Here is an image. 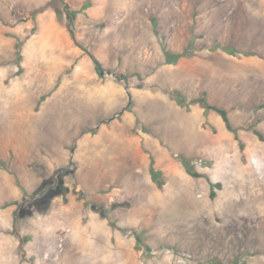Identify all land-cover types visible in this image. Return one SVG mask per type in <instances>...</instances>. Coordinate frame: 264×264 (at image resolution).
<instances>
[{
	"label": "rangeland",
	"instance_id": "obj_1",
	"mask_svg": "<svg viewBox=\"0 0 264 264\" xmlns=\"http://www.w3.org/2000/svg\"><path fill=\"white\" fill-rule=\"evenodd\" d=\"M68 3L0 0V264H264V0Z\"/></svg>",
	"mask_w": 264,
	"mask_h": 264
},
{
	"label": "trees",
	"instance_id": "obj_2",
	"mask_svg": "<svg viewBox=\"0 0 264 264\" xmlns=\"http://www.w3.org/2000/svg\"><path fill=\"white\" fill-rule=\"evenodd\" d=\"M61 3L62 4V7H63V13L66 15V28H67V31L70 35V38L72 39V41L77 45L79 46L78 42H77V38H76V27H75V23H76V19H77V15H78V12L76 10H74L71 5L68 3V0H50V4L51 3ZM62 14V12H58V14ZM90 58L92 59L93 63H94V66H95V70L97 71L98 74L102 75L103 72H104V68H103V65L101 64V62L95 57L93 56L92 54H89ZM178 59L175 58V61ZM175 61H172L170 63H174ZM177 100H178V103L179 104H182V101L180 99V96L177 95ZM199 103L201 105V107L204 109L205 113H208L209 111H214L216 113H218L227 129L229 131H232L235 133V130L232 128L231 126V123H230V118H229V115H228V112L226 109L224 108H220V107H216V106H211L210 104H208V102L206 101L205 98H202L199 100ZM256 134L260 137L261 135L259 134V132H256ZM185 166H186V169H187V172L193 176V177H200L201 175L194 172L189 164L187 162H185ZM221 187V184H212L211 186V191H210V198L211 199H215L216 196H217V193H216V189L217 188H220ZM112 227H116L113 223H111ZM137 240V243H138V247H146V249L149 251V247L147 246H143V241L142 239L137 236L136 238Z\"/></svg>",
	"mask_w": 264,
	"mask_h": 264
},
{
	"label": "crops",
	"instance_id": "obj_3",
	"mask_svg": "<svg viewBox=\"0 0 264 264\" xmlns=\"http://www.w3.org/2000/svg\"><path fill=\"white\" fill-rule=\"evenodd\" d=\"M204 113H205V111H204Z\"/></svg>",
	"mask_w": 264,
	"mask_h": 264
}]
</instances>
